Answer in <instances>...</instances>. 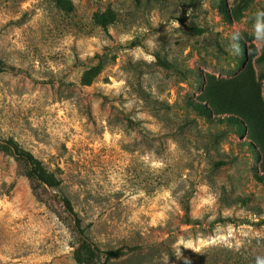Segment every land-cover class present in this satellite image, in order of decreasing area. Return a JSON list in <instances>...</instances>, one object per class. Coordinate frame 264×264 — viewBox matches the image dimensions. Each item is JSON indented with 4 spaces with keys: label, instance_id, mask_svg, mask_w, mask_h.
<instances>
[{
    "label": "rangeland",
    "instance_id": "374dc122",
    "mask_svg": "<svg viewBox=\"0 0 264 264\" xmlns=\"http://www.w3.org/2000/svg\"><path fill=\"white\" fill-rule=\"evenodd\" d=\"M0 264H264V0H0Z\"/></svg>",
    "mask_w": 264,
    "mask_h": 264
},
{
    "label": "trees",
    "instance_id": "16d2710c",
    "mask_svg": "<svg viewBox=\"0 0 264 264\" xmlns=\"http://www.w3.org/2000/svg\"><path fill=\"white\" fill-rule=\"evenodd\" d=\"M194 31H197L198 33L202 31L201 28H193ZM160 63L166 67L170 66V64L162 59H160ZM215 80H221V79H217L215 75L210 74L208 77V86L206 87V89L204 90L202 96L204 97V99L206 101H210L213 105L217 106V100L220 98V88L219 90L217 89L214 93L211 92V86L212 84L215 82ZM90 80H87V82H89ZM227 85H225L226 87ZM244 117L248 120L249 117L244 114ZM69 202V201H68ZM143 249V247L141 245H137V246H132L131 251L133 252H141V250ZM127 252L122 248V247H118L116 249H114L112 251V255L116 258L121 257L122 255L126 254ZM152 263H153V259H151Z\"/></svg>",
    "mask_w": 264,
    "mask_h": 264
}]
</instances>
